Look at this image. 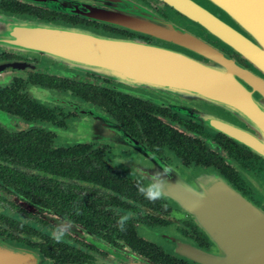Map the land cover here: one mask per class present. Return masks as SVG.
<instances>
[{
    "label": "flooded vegetation",
    "instance_id": "obj_1",
    "mask_svg": "<svg viewBox=\"0 0 264 264\" xmlns=\"http://www.w3.org/2000/svg\"><path fill=\"white\" fill-rule=\"evenodd\" d=\"M135 1L149 5L168 20L176 17L195 26L197 34L252 69L237 52L166 3ZM194 1L202 5L200 0ZM88 7L111 9L108 0H0L3 10L85 24L138 43L174 47L91 18L86 14ZM48 88L80 98L88 107L100 100L99 108L107 114L110 97L121 102L128 98L146 102L170 133L147 140L138 126L120 125L142 150L119 140L102 139V133L95 134V130L85 134L82 127L91 121L90 111L71 107L65 101L71 98L60 97ZM32 89L45 95L37 97ZM168 102L156 94L137 96L109 78L0 49V132L23 139L24 148L20 158L11 156L14 150H3L8 160L0 158V163L9 164L12 170L8 182L0 178V240L34 249L40 257L37 264H199L174 250L183 243L193 245L188 240L208 249V236L165 194L155 202L148 200L140 191L149 182L141 171L175 168L177 163L211 165L263 207L239 171L246 169L264 182V159L223 133L186 117ZM133 129L138 131L133 134ZM191 140L205 150L194 151ZM143 149L154 159L145 157ZM3 170L0 168L1 177ZM163 178L170 181L169 176ZM59 227L67 233L57 242L53 233Z\"/></svg>",
    "mask_w": 264,
    "mask_h": 264
},
{
    "label": "water",
    "instance_id": "obj_2",
    "mask_svg": "<svg viewBox=\"0 0 264 264\" xmlns=\"http://www.w3.org/2000/svg\"><path fill=\"white\" fill-rule=\"evenodd\" d=\"M160 1L237 52L252 69L183 26L186 21L168 20L135 0H108L111 9L88 7L86 14L175 48L134 42L84 25L0 12V49L118 81L140 97L156 94L181 114L264 159V0H202L221 16L194 0ZM65 101L90 111L86 124L103 128L102 139H117L142 150L97 108ZM143 155L154 159L145 149ZM171 169L173 175L162 191L192 217L212 244L211 250H204L183 243L174 251L199 264H264V184L243 172L260 207L213 169L182 165ZM39 261L34 250L0 240V264Z\"/></svg>",
    "mask_w": 264,
    "mask_h": 264
},
{
    "label": "trees",
    "instance_id": "obj_3",
    "mask_svg": "<svg viewBox=\"0 0 264 264\" xmlns=\"http://www.w3.org/2000/svg\"><path fill=\"white\" fill-rule=\"evenodd\" d=\"M0 12L10 13V14H18V15H26V16H30V17H34V18H38V19H42V20H48V21H57V20H50V19H47L44 17L31 15L28 13H17V12H11L8 10H3V9H0ZM60 22H63L66 24H71V23H68L65 21H60ZM71 25L87 26L85 24H71ZM88 27H90V26H88ZM91 28L101 30V31H104V32H107L110 34L123 36L119 33L111 32V31H108L105 29L95 28V27H91ZM34 59H37V58H34ZM37 60H39V59H37ZM39 61H42V60H39ZM43 62H45V61H43ZM48 63H51V62H48ZM47 90L51 93H55L56 95H58L60 97L68 96L69 98L74 99L78 102L85 103V101H83L82 99L74 97L73 95H71L67 92H56V91H53L49 88ZM97 96H99V95H97ZM95 101H96L97 105H93V107L97 108L99 111H101L102 113H104L105 115L110 117L115 123H117V125L119 127H120V125H122V126H134V127L138 126L139 131H142V133H144V137H145L144 139H147V140H150L152 138L155 139L156 135H159L161 133L167 135L170 133L169 130L163 128V126H161L163 124L156 117L153 116V114L149 110V108H150L149 104L146 102H141V101H138V100H135L132 98H128V100H126L125 102H121V101H117L114 97H110V106L107 109V111L109 113L107 114L105 111H103L99 108L98 104H100V100H95ZM137 131H138V129L132 130L133 134H135ZM130 137L133 138L132 136H130ZM133 139L135 140V138H133ZM163 139L167 140L169 138L164 137ZM170 139H172V138L170 137ZM22 143H23V139L14 138V137H11L10 135H4L2 132H0V158L4 159V160H8L7 154H6V152H3V150H14L15 153L11 154L12 157L20 158V157L24 156V148H23ZM190 143L192 145L191 146L192 149L198 153H200L201 152L200 150H202V149L205 150V148L202 147L198 142H194L191 140ZM179 165H182L184 167H202V168H207V169H213L217 173H219L221 175V177H223L227 182H229L232 185L231 181H229L225 176H223V174L221 172H219L217 169H215L211 165H208V166H200V165L187 166V165H184L181 163H177V166H179ZM0 168H4V170L2 171L3 177L0 176L1 180L8 182V179L10 178V175L12 173V170L9 168V164L0 163ZM244 171L247 174H251V175L255 176L257 179H259L264 184V182L259 177H257L254 173H251L250 171H248L246 169H240L239 175L244 180V182L247 184V186L250 189H252V188L250 187V185L248 184V181L246 180V178L243 175ZM18 173H19V171H14V174L17 175ZM23 180H24V178L21 179V181H23ZM232 186L234 187V185H232ZM22 187H24V186L22 185ZM234 188L237 189L236 187H234ZM253 192H254V190H253ZM243 195H245V194H243ZM255 195L257 197L256 193H255ZM245 196H247V195H245ZM257 199L261 203V201L258 197H257ZM188 241L195 245V242L193 240H188ZM208 244H209L208 249H204V250H211L212 249V244L210 243L209 240H208ZM30 249H32V248H30ZM32 250H34V249H32Z\"/></svg>",
    "mask_w": 264,
    "mask_h": 264
},
{
    "label": "clouds",
    "instance_id": "obj_4",
    "mask_svg": "<svg viewBox=\"0 0 264 264\" xmlns=\"http://www.w3.org/2000/svg\"><path fill=\"white\" fill-rule=\"evenodd\" d=\"M172 173L171 168H164L162 172L160 171H153V172H144L141 171V176H147L149 182L146 186L141 187L140 191L145 197L155 202L158 199H161L164 195V192L162 191V188L165 184H167L169 181L164 179L163 177H168ZM67 233L66 229L63 227L57 228L53 233V238L60 242L62 237Z\"/></svg>",
    "mask_w": 264,
    "mask_h": 264
},
{
    "label": "rangeland",
    "instance_id": "obj_5",
    "mask_svg": "<svg viewBox=\"0 0 264 264\" xmlns=\"http://www.w3.org/2000/svg\"><path fill=\"white\" fill-rule=\"evenodd\" d=\"M201 1V3L204 5V6H206L209 10H211L212 12H214L216 15H219V16H221L220 15V13L217 11V10H215L212 6H210V5H206L202 0H200ZM174 19H176L177 20V18L176 17H174ZM182 25L183 26H187L191 31H193V32H196L197 33V30H196V28H195V26H193V25H191V24H189V23H182ZM199 34V33H198ZM32 94L33 95H35V96H37V97H43L44 95H45V93H43V92H39V91H37V90H34V89H32ZM99 127H102V126H99ZM93 130H95L94 132H95V134H100V133H102V135L104 136L106 133H104L103 134V128H98V129H96V127H94V125H90V124H84V126L82 127V132H84L85 134H89V135H91V133H94L93 132ZM117 140V139H116ZM160 172H162V170H160ZM172 173H171V175L169 176V177H172ZM195 187H199V185L198 186H195Z\"/></svg>",
    "mask_w": 264,
    "mask_h": 264
}]
</instances>
